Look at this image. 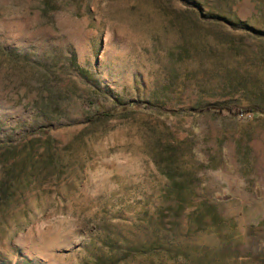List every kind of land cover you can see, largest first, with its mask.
<instances>
[{"label": "rangeland", "instance_id": "obj_1", "mask_svg": "<svg viewBox=\"0 0 264 264\" xmlns=\"http://www.w3.org/2000/svg\"><path fill=\"white\" fill-rule=\"evenodd\" d=\"M0 264H264V0H0Z\"/></svg>", "mask_w": 264, "mask_h": 264}, {"label": "trees", "instance_id": "obj_2", "mask_svg": "<svg viewBox=\"0 0 264 264\" xmlns=\"http://www.w3.org/2000/svg\"><path fill=\"white\" fill-rule=\"evenodd\" d=\"M229 107H222V106H207L205 108H201L199 109V111H206V110H210V109H213L215 111H221L222 109H228ZM245 110H248L250 112H261L259 109L257 108H254V107H250V108H247ZM242 111H244V109H242ZM263 112V111H262Z\"/></svg>", "mask_w": 264, "mask_h": 264}]
</instances>
